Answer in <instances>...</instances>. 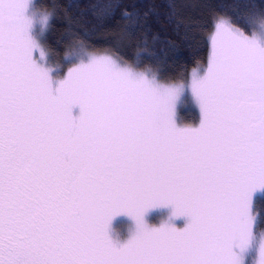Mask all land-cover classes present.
Returning <instances> with one entry per match:
<instances>
[{
	"label": "snow or ice",
	"instance_id": "obj_1",
	"mask_svg": "<svg viewBox=\"0 0 264 264\" xmlns=\"http://www.w3.org/2000/svg\"><path fill=\"white\" fill-rule=\"evenodd\" d=\"M33 7L0 0V264H264V8L219 17L177 85L108 55L56 79L36 38L56 9Z\"/></svg>",
	"mask_w": 264,
	"mask_h": 264
},
{
	"label": "trees",
	"instance_id": "obj_2",
	"mask_svg": "<svg viewBox=\"0 0 264 264\" xmlns=\"http://www.w3.org/2000/svg\"><path fill=\"white\" fill-rule=\"evenodd\" d=\"M39 1L44 10L56 9L44 40L54 56L76 47L109 53L140 72L157 76L161 83L182 81L188 70L206 65L211 49L208 37L216 19L226 15L234 27L244 30L240 21L248 15L247 6L264 8V0ZM125 13L132 19H126ZM254 215L264 220L260 196L254 199ZM263 230L261 225L257 231Z\"/></svg>",
	"mask_w": 264,
	"mask_h": 264
},
{
	"label": "rangeland",
	"instance_id": "obj_3",
	"mask_svg": "<svg viewBox=\"0 0 264 264\" xmlns=\"http://www.w3.org/2000/svg\"><path fill=\"white\" fill-rule=\"evenodd\" d=\"M44 12H45V10L42 9V7H40V1L34 0V7L32 9V15H34L37 19H39V17ZM216 22H217V19L213 23V26H214L213 32L208 37V41H209L210 46H211V38L215 34V23ZM37 28H39V24H37ZM49 29L50 28H48L45 31L36 32V38H37V41L40 44L41 48H43V50L45 52V59H46L47 66L49 68L56 69L60 73L59 75L55 76L56 79L63 78V75H65L67 73L68 69L70 67H74V64L68 63V61L65 59L66 56L71 58V57H83V56H90V55H97V56L108 55V56H111L113 59H117L118 61H121L120 59H118L117 57H115L114 55L109 54V53H96V52L90 53V52H87V51H85L81 48H78V47L74 48V50L72 49V50L66 52V55L64 54V55H61L59 57L54 56L53 53H51L44 45V40H45V37L48 35ZM210 51H211V49H210ZM210 51H209V55H210ZM34 56L37 59H39V50L34 53ZM208 58H209V56H208ZM126 66H128V65H126ZM206 66H207V63L204 67L198 66V67L192 68L191 70H188L186 72L184 80L173 82L171 84H177V85L189 84L193 70L194 69L200 70V69L206 68ZM128 67H130V66H128ZM132 69L134 71L140 72V70H136L134 68H132ZM164 83L169 84V82H164ZM184 105H185L186 113L183 112V106ZM189 118H191V120ZM177 123L180 124V126H190V127L197 126L199 124L198 107L194 103H192L191 101H184V102L178 103V106H177ZM257 196H260L259 193H257ZM153 215L155 217L154 219H152L150 217V222L152 223L153 226H158L162 222V220L166 219V212L163 214L154 213ZM128 229H129V223L127 222V219L125 217L124 218L120 217L114 222V225H113L114 234L120 236L121 239L126 238ZM262 232H264V230Z\"/></svg>",
	"mask_w": 264,
	"mask_h": 264
}]
</instances>
